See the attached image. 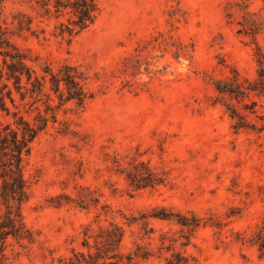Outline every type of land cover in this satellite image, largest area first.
I'll return each mask as SVG.
<instances>
[{
    "label": "rangeland",
    "instance_id": "obj_1",
    "mask_svg": "<svg viewBox=\"0 0 264 264\" xmlns=\"http://www.w3.org/2000/svg\"><path fill=\"white\" fill-rule=\"evenodd\" d=\"M27 1L5 0L6 16L27 10ZM98 2L100 16L71 41L57 34L54 20L36 22L35 34L10 37L35 59L38 71L45 63L81 65L100 74L91 87L101 90L84 107L70 102L55 110L56 121L50 119L34 139L25 161L31 185L23 213L38 242L12 264L50 262L47 250L46 258L40 255L41 246L52 249L55 258L69 254L80 242L81 225L98 213L102 221L135 217L131 228L125 226V245L130 246L136 236L132 231L140 225L137 217L159 207L195 215L201 224L191 230L150 217L156 244L163 231L176 239L178 250L194 257V264H264V255L250 242L254 232H264V127H254L264 124V96L251 93L255 104L249 98L238 101L219 94L213 84L233 69L247 78L256 76L254 37L244 33L249 26L242 24L245 18L260 23L255 42L264 53L263 0ZM158 31L186 45V53L175 58L171 46L157 44L143 52L152 70L138 79L143 88H122L120 60ZM16 105L6 99L7 114L0 104L1 123H12L16 111L29 120L37 113ZM228 107L244 114L253 127L235 129ZM140 162L163 183L135 190L129 186L120 171L137 164L141 169ZM60 194L75 200L56 207L50 199ZM186 238L190 243L180 247ZM142 264L167 263L164 256H154Z\"/></svg>",
    "mask_w": 264,
    "mask_h": 264
},
{
    "label": "trees",
    "instance_id": "obj_2",
    "mask_svg": "<svg viewBox=\"0 0 264 264\" xmlns=\"http://www.w3.org/2000/svg\"><path fill=\"white\" fill-rule=\"evenodd\" d=\"M4 1L0 0V104L8 111L7 114L9 110L6 99L15 107L17 101L20 105L27 106V113L33 109L37 111L32 120L26 119L16 111L12 113L14 116L12 123L0 122V264H12L19 259L22 251H28L38 242L36 231L27 224L23 213V206L30 197L31 185V181L25 176V161L31 152L34 139L48 126L50 119L56 121L53 113L55 110L70 102L75 103L77 107H84L101 93V90L91 87L93 81L100 79V74L98 72L91 74L88 68L81 65L63 62L54 67L50 63H45L38 71L32 65L36 62L35 59L29 52L17 47L10 37L25 33L35 34L36 22L54 20L57 34L67 36L71 41L95 23L101 14V6L98 0H28V9H16L9 19L4 11ZM244 23L242 25L245 27L249 26L248 31L243 29L244 33L254 37V56L258 66L256 76L247 78L233 69L231 76L215 79L213 82L214 89L219 94L229 95L238 101L249 98L251 93L264 96V53L255 42L260 23L246 18ZM38 29L42 33L45 32L42 27ZM157 33L158 36H152V39L150 37L139 40L133 51L128 52L120 60L118 77L123 78L122 88H128L133 92L143 88L145 83L138 79L142 74L152 73L151 63L143 58V52L151 51L157 44L164 49L171 46L175 58H180L186 53V45L175 40L173 35L166 38L164 32ZM249 100L252 104L256 103L250 98ZM38 104L43 105L44 110ZM228 109L234 119L232 126L235 129L253 127L245 115L236 108ZM249 110L250 113L255 112L253 108ZM254 127H259L257 128L259 130L264 124ZM140 164L141 169L137 164L133 165V168L123 167L120 171L129 186L135 190L163 183V178L158 177L143 163ZM74 200L69 195L60 194L52 197L50 202L59 207ZM77 204L83 207L80 201ZM107 212L104 211L105 214ZM100 215L101 213H98L94 219L81 225L80 242L77 246L70 247L69 254L55 258L52 249L41 246L42 258H46L44 250L49 252L51 258L50 262L45 264H55V261L57 264H142L154 256L158 258L164 256L167 264H194V257L178 250L176 239L167 232L160 233L159 244H156L154 236L156 230L150 226L149 218L172 220L193 230L201 224V219L195 215L186 217L164 207L154 208L151 213L137 217L140 225L137 232L132 231V235L136 236L130 246L125 245L127 236L125 226L131 228L136 222L135 217L122 215L124 221L119 222L107 218L102 221ZM239 238L246 240V236ZM250 242L257 246L261 255H264L263 230L254 232ZM189 243L190 239L186 238L185 241H180L179 245L185 248Z\"/></svg>",
    "mask_w": 264,
    "mask_h": 264
}]
</instances>
